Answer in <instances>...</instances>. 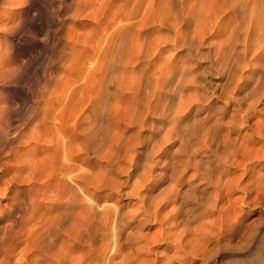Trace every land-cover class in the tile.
<instances>
[{
    "label": "bare ground",
    "instance_id": "1",
    "mask_svg": "<svg viewBox=\"0 0 264 264\" xmlns=\"http://www.w3.org/2000/svg\"><path fill=\"white\" fill-rule=\"evenodd\" d=\"M118 13L102 29L109 44L104 63L91 58L83 72L84 82L97 77L83 105L73 104L70 92L64 105L59 98L34 103L19 129L6 120L15 110L0 106V155L8 145L10 156L0 162V197L10 201L0 215V264H197L241 234L224 217L234 202L253 197L249 204L264 209V0H126ZM199 58L209 59L220 80L214 90L201 84L202 71L192 63ZM3 74L0 67V81ZM194 108L204 109L202 118ZM144 125L161 131L158 141L138 134ZM169 141L177 144L171 153L177 159L164 164L163 177L170 190L181 188L170 198L146 188L141 197L136 181L129 191L140 198L134 210L111 201L105 191L117 185L113 165L123 158L138 166L133 147L145 146V180L150 155ZM13 142L32 147L15 159ZM188 170L193 177L181 180ZM25 171L29 200L16 191ZM43 200L46 206L24 217L29 203ZM200 204L207 207L194 216ZM215 211L219 218L208 219Z\"/></svg>",
    "mask_w": 264,
    "mask_h": 264
},
{
    "label": "rangeland",
    "instance_id": "2",
    "mask_svg": "<svg viewBox=\"0 0 264 264\" xmlns=\"http://www.w3.org/2000/svg\"><path fill=\"white\" fill-rule=\"evenodd\" d=\"M107 1L106 3V0H0V67H4V79L0 81V106L9 105L15 110L13 114L6 117V120H9L11 129H19L18 121L26 116L28 107L34 103L43 105L51 99L59 98L62 99L61 104L64 105L66 100L63 101V97H66L70 92L72 103L83 105L82 98L91 90L89 88L94 87L95 84H93V87L89 85L97 79L93 76L91 80L86 79L84 82L83 72L92 68L91 65L94 62L92 59L96 60L98 56L101 59L97 62L99 64L104 63L107 53L103 50V46L107 47L109 44L103 40L102 29L110 22L112 23V20H115L114 18L118 16L120 8L123 9L126 0ZM118 4L121 5L118 6ZM218 9L220 15H223L222 11H225L226 7L221 8L219 6ZM96 11L98 13L102 12L101 15L96 14ZM103 14L105 18L101 19ZM218 38L220 39L221 36ZM98 44L101 48L98 47ZM206 47V45L202 47V53L207 52ZM94 54H96V57H94ZM192 63L193 65H199V72L202 71L200 72L202 75L200 76L201 84L206 85L207 90H214V86L220 80H218L214 70L210 68L209 59H194ZM76 74H80L81 77L79 76L78 79L73 78L77 77ZM81 85L84 86L81 87ZM94 90H97V88ZM210 104H217V102L210 101ZM194 110V115L199 119L202 118L204 109L200 108L196 111V108H194ZM194 110L192 109V112ZM35 121L37 120L34 119L32 124L22 131L25 137H29V134L34 132L32 126ZM149 124L150 122H147V125ZM151 125L156 126L157 121L153 120ZM122 128L123 125L119 126L120 130ZM135 130H125V136H129ZM138 134L158 141L161 131L152 130L149 126L144 125ZM30 147H32V144L28 143L23 144L21 148L16 142L9 145L15 159L23 157ZM145 148L142 145H134L133 147V153L139 155L140 162L146 159ZM176 148L177 144L173 145L169 141L154 150L156 153L152 157L150 155L149 161H147L148 169L144 175L145 180L140 179L142 174L140 162L138 166L131 167V163L121 158L117 164L113 165L110 173L112 178L115 175L118 176L116 177L115 190H106V193H104L110 194V200L118 203L126 211H132L138 205L140 198L129 192L136 181L141 185L138 189L141 197L146 195V188H151V195L160 197L164 194V198H170L174 194V190L176 188L180 189L181 186L175 185V189H169L170 181L168 178L163 177L164 164L169 166V163H173L177 159V156L171 158V153ZM165 150H168L167 153H165ZM5 153L2 152L0 155L1 163L8 162V159H10L8 145ZM100 166L104 167L105 164L101 162ZM128 172L129 175H127ZM239 172L235 171V175L240 174ZM28 174V171L20 173L19 176L23 178H21L22 181L19 182L18 188H16V191L20 190L27 200L31 197V192L28 190L30 188V183L27 181ZM193 175L194 172L188 170L184 172L181 180L190 179ZM37 188L38 186H33L31 191ZM160 192L163 193L158 194ZM208 192L211 191L208 190ZM241 195L242 193L238 192L233 197H241ZM8 198V194L5 197H0V215L9 209L10 201ZM252 199L253 197L243 200V203L236 201L225 211L224 217L234 224V229L241 230V234L230 242L222 241L207 258L199 259L200 261L197 264H264V209L261 204L255 206L249 204ZM183 200H185L183 197L177 196L175 202L184 205ZM47 203V200H43L40 204L29 203L30 206H26L23 212L24 217H28L41 206H46ZM194 206H196L192 211L194 216L203 215L204 208L207 207L204 204V207L201 204ZM219 215L220 213L215 211L212 215H208V219L216 221ZM4 224L0 223L1 226ZM158 229L159 226L157 225L145 230V232L152 234Z\"/></svg>",
    "mask_w": 264,
    "mask_h": 264
}]
</instances>
